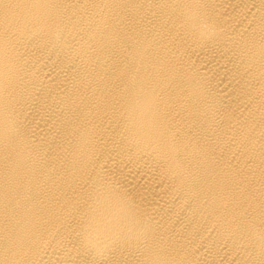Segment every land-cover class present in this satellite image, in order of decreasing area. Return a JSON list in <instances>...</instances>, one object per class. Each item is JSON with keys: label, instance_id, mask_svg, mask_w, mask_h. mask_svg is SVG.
I'll use <instances>...</instances> for the list:
<instances>
[{"label": "bare ground", "instance_id": "6f19581e", "mask_svg": "<svg viewBox=\"0 0 264 264\" xmlns=\"http://www.w3.org/2000/svg\"><path fill=\"white\" fill-rule=\"evenodd\" d=\"M0 264H264V0H0Z\"/></svg>", "mask_w": 264, "mask_h": 264}]
</instances>
